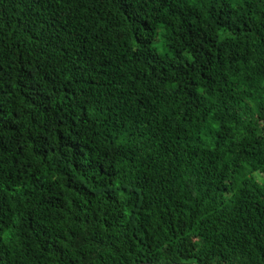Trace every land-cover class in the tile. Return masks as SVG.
<instances>
[{"label": "trees", "instance_id": "obj_1", "mask_svg": "<svg viewBox=\"0 0 264 264\" xmlns=\"http://www.w3.org/2000/svg\"><path fill=\"white\" fill-rule=\"evenodd\" d=\"M264 264V0H0V264Z\"/></svg>", "mask_w": 264, "mask_h": 264}, {"label": "water", "instance_id": "obj_2", "mask_svg": "<svg viewBox=\"0 0 264 264\" xmlns=\"http://www.w3.org/2000/svg\"><path fill=\"white\" fill-rule=\"evenodd\" d=\"M137 264H141V263H137ZM176 264V263H175Z\"/></svg>", "mask_w": 264, "mask_h": 264}]
</instances>
